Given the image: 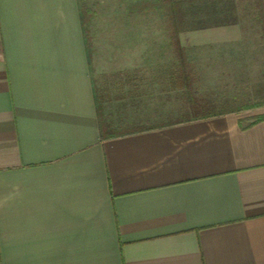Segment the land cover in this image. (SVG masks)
Returning <instances> with one entry per match:
<instances>
[{
	"label": "crops",
	"instance_id": "obj_1",
	"mask_svg": "<svg viewBox=\"0 0 264 264\" xmlns=\"http://www.w3.org/2000/svg\"><path fill=\"white\" fill-rule=\"evenodd\" d=\"M82 1L0 0V264H264V111L138 122L166 81L103 73Z\"/></svg>",
	"mask_w": 264,
	"mask_h": 264
},
{
	"label": "rangeland",
	"instance_id": "obj_2",
	"mask_svg": "<svg viewBox=\"0 0 264 264\" xmlns=\"http://www.w3.org/2000/svg\"><path fill=\"white\" fill-rule=\"evenodd\" d=\"M146 3L156 6L144 10ZM82 4L91 51L100 49L103 73L112 70L122 76L126 63L139 73L137 68L144 65L151 80L166 81L167 91L150 93L149 117L138 122L193 119L190 95L208 110L264 111V37L252 23L253 16L258 17L257 1L85 0ZM173 4L180 10L171 12ZM182 50L190 82L178 91L179 80L186 76L180 69Z\"/></svg>",
	"mask_w": 264,
	"mask_h": 264
},
{
	"label": "trees",
	"instance_id": "obj_3",
	"mask_svg": "<svg viewBox=\"0 0 264 264\" xmlns=\"http://www.w3.org/2000/svg\"><path fill=\"white\" fill-rule=\"evenodd\" d=\"M156 6V3H150V6L146 3L145 5H144V10H148V9H152L153 7H155ZM173 7V8H172ZM172 7H171V12H177V11H179L180 9H178V7H177V4H173L172 5ZM181 29V28H180ZM179 30V29H178ZM180 59H181V66H182V72H184V71H186V72H189V70H187V69H189V68H187L188 66L186 65V58H185V54H184V50H182L181 51V54H180ZM184 64H185V66H184ZM185 73V72H184ZM185 75H186V73H185ZM187 76V77H186ZM185 77H183L184 79H183V82H182V85L185 87L186 85H188L189 84V78H190V74L188 73V75H186ZM182 86V87H183ZM191 97H190V99L191 98H193V99H191V101H192V106H194V108H195V110H196V112L198 113V114H208V113H210L211 112V109H207L206 107H204V106H201V105H203L202 103H198L197 102V100H195V96H192V95H190ZM261 119H264V114H261V115H258L256 118H255V120H261Z\"/></svg>",
	"mask_w": 264,
	"mask_h": 264
}]
</instances>
